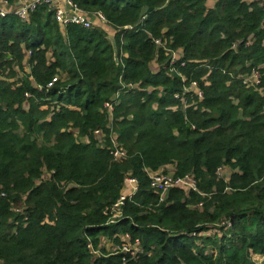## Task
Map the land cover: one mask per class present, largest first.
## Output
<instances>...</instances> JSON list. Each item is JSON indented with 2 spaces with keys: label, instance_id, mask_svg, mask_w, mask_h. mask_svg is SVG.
Here are the masks:
<instances>
[{
  "label": "trees",
  "instance_id": "obj_1",
  "mask_svg": "<svg viewBox=\"0 0 264 264\" xmlns=\"http://www.w3.org/2000/svg\"><path fill=\"white\" fill-rule=\"evenodd\" d=\"M71 1L101 13L113 41L97 27L61 29L46 6L25 22L0 18V263L252 264L264 256V78L262 94L239 80L252 68L264 75V6ZM153 40L183 51L175 69L186 83L169 74V55ZM190 82L203 100L184 108L174 96ZM114 96L109 116L103 105ZM112 134L123 160L109 153ZM168 167L192 174L199 193L171 190L159 204L146 172ZM126 177L138 189L111 223ZM125 234L139 241L138 259L103 248L102 238L119 246Z\"/></svg>",
  "mask_w": 264,
  "mask_h": 264
},
{
  "label": "built area",
  "instance_id": "obj_2",
  "mask_svg": "<svg viewBox=\"0 0 264 264\" xmlns=\"http://www.w3.org/2000/svg\"><path fill=\"white\" fill-rule=\"evenodd\" d=\"M259 5L260 7L264 6V0H259ZM39 6H46L53 12L55 22L61 29L69 25H76L84 29L95 27L87 18V13L74 5L71 0H12L11 2L8 0H0V18H5L6 16L11 15L15 16L20 21L25 22ZM95 17L99 22V29L108 25L101 13H95ZM153 44L169 55L167 61L169 74L175 73L180 78L182 83H186V77L178 73L175 69V65L177 63H179L181 67L184 66V63L182 62L183 51L180 49L175 51L168 50L161 40H153ZM27 56H29V54H27ZM262 78H264V75L261 74L260 68H252L248 74L240 76L239 80L245 88L253 89L262 94ZM58 80L59 77L54 76L46 85V89L52 88ZM25 96L28 97L27 94ZM174 98L178 99L184 108H187L190 106H196L198 102H201L203 100V93L196 82H190L188 86L184 88L183 95L181 97L175 95ZM188 99L192 101L189 106L187 103ZM116 100L117 99L114 96L109 102L103 105V109L109 116H111V112L113 111L112 102H115ZM92 135L101 145L104 134L100 130H95ZM109 138L111 144L109 153L111 157L115 161L125 159L127 154L117 142L115 134L110 135ZM146 174L149 180V188L153 193L158 195L159 204L166 200L171 190H181L185 195L199 193L198 181L192 174H186L180 177L174 176V174H164L161 171H147ZM216 176L219 180L227 182L229 174L225 167H220L216 171ZM137 189V180L126 177L124 180V192L120 195L116 203L109 209L111 223L121 218V208L127 200H130L135 195ZM201 206L202 204H198V208H201ZM119 239L121 243L119 246H115L113 252L121 253L124 256H128L132 260L138 259L142 252L139 241H131V238L127 234L119 236ZM123 260L125 261V257Z\"/></svg>",
  "mask_w": 264,
  "mask_h": 264
},
{
  "label": "rangeland",
  "instance_id": "obj_3",
  "mask_svg": "<svg viewBox=\"0 0 264 264\" xmlns=\"http://www.w3.org/2000/svg\"><path fill=\"white\" fill-rule=\"evenodd\" d=\"M209 3H210V1H209ZM152 68H153V66H152ZM25 69H26V71L28 72V68L25 67ZM14 70H16V69H14ZM160 171H161L162 173H164V174H173V173H172V168H170V167L165 168V169H161ZM227 171H228V169H227ZM228 174H229V176H230V171H228ZM229 176H228V177H229ZM221 226H222V225H221ZM221 226H220V227H221ZM214 228L219 229V227H212L211 230L207 231L206 235L213 234V233L217 232V230L215 231ZM101 243H102L103 248H104L106 251L113 252V249H115V246L112 245V242L109 241V240H107L106 238H102V239H101ZM252 264H264V256H256V255L253 256V257H252Z\"/></svg>",
  "mask_w": 264,
  "mask_h": 264
},
{
  "label": "crops",
  "instance_id": "obj_4",
  "mask_svg": "<svg viewBox=\"0 0 264 264\" xmlns=\"http://www.w3.org/2000/svg\"><path fill=\"white\" fill-rule=\"evenodd\" d=\"M214 2H215V0H210V5L213 6ZM87 18L90 20V22H91L95 27L100 26L98 20H97L96 17H95V14H87ZM98 28H100V27H98ZM101 29L104 30V31L106 32V34H107V36H108V39L112 42L113 39H114V38H113V37H114V33H115L114 30H113L109 25H107L106 27H102ZM152 66H153V68H152ZM151 69H152L153 71H157V66H156L155 64H152V65H151Z\"/></svg>",
  "mask_w": 264,
  "mask_h": 264
}]
</instances>
